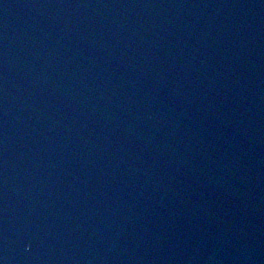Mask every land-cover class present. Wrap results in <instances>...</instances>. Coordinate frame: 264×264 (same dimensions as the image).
I'll list each match as a JSON object with an SVG mask.
<instances>
[{"label":"water","instance_id":"1","mask_svg":"<svg viewBox=\"0 0 264 264\" xmlns=\"http://www.w3.org/2000/svg\"><path fill=\"white\" fill-rule=\"evenodd\" d=\"M0 264H264V0H0Z\"/></svg>","mask_w":264,"mask_h":264}]
</instances>
